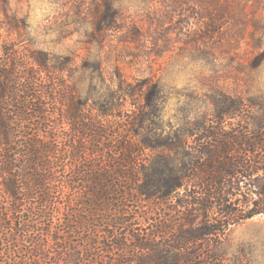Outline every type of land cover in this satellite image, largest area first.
Returning <instances> with one entry per match:
<instances>
[{
    "label": "rangeland",
    "instance_id": "1",
    "mask_svg": "<svg viewBox=\"0 0 264 264\" xmlns=\"http://www.w3.org/2000/svg\"><path fill=\"white\" fill-rule=\"evenodd\" d=\"M229 1L231 5L222 6L213 0H0V69L10 74L7 80L12 87L22 90L25 84L36 83L37 89L51 91L48 95L44 93L46 99L42 104L44 110L52 113L50 122L41 124L40 119L34 118L30 128L46 132L49 129L44 127H51L49 133L55 135L52 142L58 141L63 151H67L66 158L63 155L59 160V167L53 168L52 188L53 192L62 191L63 183L59 188L54 184L66 181V219L71 221L65 231L72 251L78 245L83 249L84 264L121 261L124 253L117 248L123 242L130 247L134 245L124 239L128 233L135 239L150 237L155 243L172 245V227L177 225L178 214L170 209L181 211L182 217L183 213L187 214L175 202L165 207L137 197L132 191L127 199L114 197V212L103 208L100 216H94L88 214L95 209L88 205L90 196L82 200L76 197L75 192L84 189V182L86 185L95 177L85 173L86 162L118 164L125 160L126 152L121 148L141 146L139 139L127 130L131 121L145 116L152 124L156 118L164 126L163 133L172 136L192 128L198 135V147L206 144L201 138L202 125L210 131L220 125L239 131L264 124V34L261 30L264 0ZM225 6L229 7L227 14L217 15L222 17L218 27L207 28L202 14H218ZM97 19L103 23L114 21L115 28L101 33ZM253 38L259 39L257 46H253ZM39 52L53 60L69 58L72 65L65 74L53 72L49 79L30 58ZM75 92L73 97L89 120L97 116L102 105H110L112 101L121 105L109 118L98 119H103L98 130L100 136H92L85 128L80 138L63 120L67 106L72 105L65 97ZM215 94L221 102L212 98ZM149 95L162 108L161 113L154 115L150 109L141 110ZM25 97L20 95L21 100ZM231 103L237 104L241 111L217 118L219 107ZM44 144L48 145V140ZM140 153L144 155L133 168L139 178L143 177L142 171L150 172L154 168L151 162L158 151L145 149ZM92 168L106 172L131 169L102 164ZM190 191L198 201L204 198L198 183ZM178 193L179 198L188 199L185 191ZM194 208L198 224L199 206ZM77 211L87 219L79 228ZM15 217L17 222L21 221L18 219L22 214ZM23 217L29 219L32 213L26 212ZM62 228L64 225H56L53 235L61 236L57 231ZM22 230L18 233L22 234ZM110 233L114 235L113 240L108 238ZM99 240L102 245H93ZM27 246L30 245L22 243L23 251L16 254L4 249L1 263L23 264L25 257L32 259L25 252ZM160 249L142 254L160 256ZM178 257L184 258L180 264H264V215H255L230 227L219 238L199 241L181 250Z\"/></svg>",
    "mask_w": 264,
    "mask_h": 264
},
{
    "label": "trees",
    "instance_id": "2",
    "mask_svg": "<svg viewBox=\"0 0 264 264\" xmlns=\"http://www.w3.org/2000/svg\"><path fill=\"white\" fill-rule=\"evenodd\" d=\"M213 2L219 5H231L229 0H213ZM227 8L229 7H222L219 13L214 15L202 14L206 27H218L222 18L218 16L227 14ZM103 22L100 19L96 21L101 33L115 28L114 21ZM261 30L264 34V24ZM257 40L259 39L253 38V46L259 44ZM30 58L37 62L38 70L46 73L49 79L53 72L65 74L72 65V60L69 58L53 60L40 52ZM262 60L264 61V53ZM9 76L6 70L0 69V257L4 249L13 250L12 254L17 251L20 253V250L23 251L20 245L26 242L30 246L24 251L32 259L25 257L21 261L23 264H84V251H81L83 249L78 245V249L72 251L69 244L70 237L65 231L71 221L66 219L67 200L64 195L66 181L62 180L60 184H54L55 188H59L63 183L60 187L62 191L53 192L52 188L55 181L53 168L59 167V160L63 155L66 158L67 151H63L58 141L52 142L55 135L49 133L52 132L51 127L45 126V129H49L46 132L41 128L34 131L30 128L34 118L40 119L41 124L50 122L49 116L52 113L44 110L42 104L45 102L43 99H46L44 93L48 95L51 91L48 88L44 91L37 89L36 83L25 84L23 89L19 90L10 86L11 82L7 80ZM21 94L26 95L23 100L20 99ZM75 94L76 92L65 97L72 105L67 106L63 120L80 138L84 136L81 131L85 128L92 132V136H100L98 130L103 124V119L102 121L98 119L109 118L121 105L113 101L110 105H102L97 110V116L89 120L87 114H82L81 105L77 104L73 97ZM220 94L221 92L218 93ZM151 95L148 96L147 103L141 110L150 109L154 115L159 114L162 108ZM52 97L51 94L50 98ZM212 98L221 102L216 94ZM240 111L241 108L237 104H227L219 107L217 118L237 115ZM87 120H89L88 124ZM150 120L140 116L136 121L129 123L127 130L134 138L139 139L141 146L121 148L120 150L126 152L123 162L118 164L86 162L85 173L95 177L88 180L86 185L84 182V189L76 191L75 195L81 200L86 195L90 196L91 202L88 205L95 209L88 214L94 216H100L103 208L114 212V197L124 196L127 199L132 191L136 192L137 197H145V200L165 207L175 202L187 214L183 213L182 217L181 211L170 209L178 214L175 219L177 225L172 227V245L155 243L150 237L135 239L128 233L124 239L129 241L130 245L134 242V245L130 247L128 243L123 242L121 248L117 250L124 253V258L121 261H111L112 264H152L153 261L156 264H180L184 259L178 257L181 250L189 249L207 238H219L230 227L255 215H264V124L239 131L230 130L218 123L220 126L216 127L215 131H210L202 125L201 138L206 144L198 147L199 139L194 129L189 128L183 130L182 135H178V132L172 136L163 133L164 126L156 118L153 119L152 124ZM192 138L194 141H191ZM47 140L48 145L44 144ZM145 149L158 151V154L151 162L154 168L150 172L142 171L143 177L139 178V175H136L138 171L133 168L137 160L144 155L140 152ZM87 150L90 151V148ZM101 164L110 167L130 166L131 169L124 172L116 170L106 172L92 168L100 167ZM105 182L108 184L106 185ZM122 183L130 185L124 186ZM197 183L204 191V198L199 201L194 196V192L190 191ZM119 190L123 191L119 193ZM181 190L185 191L187 200L178 197L180 194L178 192ZM34 200L36 202H33ZM27 203L30 205L29 209ZM195 206H199L201 217L198 224L195 223L196 217L193 214L197 210ZM26 212L32 213V217L25 219L23 214ZM18 214H22V218L17 222L15 215ZM76 216L78 228L87 222L79 211ZM58 224L64 225V228L62 231H57L61 236H54L53 230ZM20 228H23L22 234H19ZM108 238L113 240L114 235L110 233ZM158 238L162 239L161 235ZM132 239L134 241H131ZM97 244L102 245V241H94L93 245ZM159 248H161L160 256L142 254L147 250ZM92 256L97 257L95 254Z\"/></svg>",
    "mask_w": 264,
    "mask_h": 264
}]
</instances>
